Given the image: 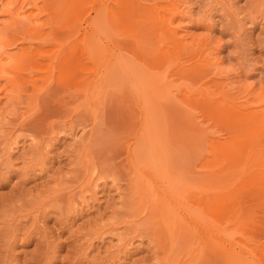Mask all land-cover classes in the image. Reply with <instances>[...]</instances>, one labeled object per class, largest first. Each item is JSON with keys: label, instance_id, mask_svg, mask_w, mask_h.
<instances>
[{"label": "rangeland", "instance_id": "obj_1", "mask_svg": "<svg viewBox=\"0 0 264 264\" xmlns=\"http://www.w3.org/2000/svg\"><path fill=\"white\" fill-rule=\"evenodd\" d=\"M26 1L0 0V264H264V0Z\"/></svg>", "mask_w": 264, "mask_h": 264}, {"label": "bare ground", "instance_id": "obj_2", "mask_svg": "<svg viewBox=\"0 0 264 264\" xmlns=\"http://www.w3.org/2000/svg\"><path fill=\"white\" fill-rule=\"evenodd\" d=\"M12 1H13V0H9V1L7 0V4H10V5H8V8H9V6L11 7V3H10V2H12ZM20 1H21V0H20ZM24 1H25V0H24ZM27 1H28V0H27ZM27 1H26V2H27ZM29 1H30V0H29ZM29 1H28V2H29ZM37 1H38V0H36V3H37ZM100 1H101V0H100ZM104 1H105V0H104ZM106 1H107V0H106ZM122 1H123V0H122ZM122 1H121V2H122ZM15 2H17V0H15ZM15 2H14V3H15ZM26 2H25V3H26ZM28 2H27V3H28ZM32 2H35V1H31L30 3H32ZM64 2H65V1H64ZM17 3H18V2H17ZM20 3H23V4H24L23 1L20 2ZM36 3H34V4L36 5ZM58 3H59V2H58ZM92 3H93V1H92ZM12 4H13V2H12ZM15 4H16V3H15ZM15 4H14V5H15ZM23 4H22V5H19V7L17 6V9H16V11H15V16H19V17L21 18L22 21H27V22L29 21V23H30V22H31V15L29 14L30 10L27 11L28 14L25 13V11L23 10ZM34 4H32L33 7H35ZM17 5H18V4H17ZM91 5H92V4H91ZM91 5H89V6H91ZM96 5H97V4H96ZM15 6H16V5H15ZM37 6H38V5H36L35 8H37ZM43 6H45V5H43ZM43 6H42V7H43ZM58 6H59V5H58ZM45 7H47V5H46ZM5 8H6V7H5ZM5 8H4V9H5ZM11 8H12V7H11ZM15 8H16V7H14V9H15ZM38 8H39V7H38ZM43 8H44V7H43ZM43 8H41L40 10H41V11H42V10H45V8H44V9H43ZM91 8H92V7H91ZM107 8H108L107 3L102 2L101 5L97 8L96 19L99 18V17H101V16L104 14V12L107 10ZM4 9H3V10H4ZM24 9H25V7H24ZM7 10H9V9H7ZM10 10L12 11V9H10ZM34 10H35V9H34ZM38 10H39V9H38ZM38 10H37V11H38ZM40 10H39V11H40ZM32 11H33V10H32ZM68 12H69V11H68ZM10 13H11V12H10ZM12 13H13V12H12ZM36 13L38 14V12H36ZM37 14H35V18H36V15H37ZM100 15H101V16H100ZM11 16H12V15H11ZM39 16H40V15H39ZM88 16H89V15H88ZM97 16H98V17H97ZM37 17H38V16H37ZM33 18H34V16L32 17V19H33ZM15 19H17V18L15 17ZM17 20H18V19H17ZM91 20H92V19H91ZM91 20H90V22L93 23ZM35 21H38V20H35ZM35 21H34V22H35ZM11 22H12V21H11ZM38 22H39V21H38ZM82 22H83V21H82ZM31 23H32V22H31ZM26 24H28V23H26ZM89 24H90V23H89ZM28 25H29V24H28ZM30 26H31V25H30ZM36 26H37V25H36ZM39 26H40V25H39ZM89 26L92 27L91 25H89ZM96 26H97V25L95 24V26H93L92 28L94 29V27L96 28ZM15 27H16V26H15ZM28 27H29V26H28ZM32 27H33V25H32ZM37 27H38V26H37ZM90 29H91V28H90ZM100 30H101V29H100ZM100 30H99V31H100ZM93 31H95V30H93ZM0 35H1V34H0ZM101 35H102V34H101ZM104 35H105V33H104ZM0 37H1V36H0ZM21 38L24 39L23 37H20V39H21ZM20 39H19V40H20ZM20 41H21V40H20ZM106 51H107V50H106ZM16 55H18V54H16ZM16 55H15V56H16ZM15 56L12 55L11 53H7L5 50H1V51H0V64H2V62H6V60H7V62H8V66H9V61H11ZM12 57H13V58H12ZM16 57H17V56H16ZM16 57H15V59H16ZM104 57H105V56H104ZM19 58H21V57L18 56L17 59L19 60ZM107 58H108V57H107ZM104 59H105V58H104ZM8 60H9V61H8ZM108 60H109V59H108ZM116 60H117V59H115V61H116ZM105 61H106V60H105ZM7 62H6V63H7ZM102 62H103V61H102ZM102 64H103V63H102ZM104 64H105V63H104ZM2 66H4V65H2ZM5 66H6V65H5ZM2 68H3V67H2ZM105 73H106V72H105ZM103 75H104V73H103ZM103 75H102V76H103ZM4 76H5V75H3L2 78H3ZM129 77H130V76H129ZM7 78H8V77H5V79H7ZM103 78H104V76H103ZM130 78H131V77H130ZM99 79H100V78H99ZM10 80H11V79H10ZM103 80H104V79H103ZM132 80H133V79H132ZM10 82H11V81H10ZM101 82H102V79H101ZM101 82L99 83V80H98V83H99V84H101ZM133 82H135V81H132V83H133ZM96 84H97V82H96ZM146 84H147V83H146ZM135 85H136V84H135ZM161 85H162V84H161ZM163 86H164V85H163ZM140 90H141V89H140ZM255 114H257V111H251V115H255ZM169 201H170V200H169ZM169 203H170V202H169ZM167 208H170V207L167 206ZM176 209H177V208H176ZM169 210H170V209H169ZM174 210H175V209H174ZM175 211H176V210H175ZM174 215H176V212L174 213ZM177 216H178V215H177ZM172 217H173V216H172ZM184 217H185V216H184ZM186 218H187V217H186ZM169 219H170V218H169ZM185 221H186V220H185ZM170 223H171V222H170ZM170 223H169V224H170ZM172 224H173V219H172ZM177 225H178V224H177ZM241 251H242V250H241ZM241 251L235 252L236 258H242V259H243L244 256L241 254V253H242ZM228 253H229V252H228ZM243 254H245V253L243 252ZM246 255H247V254H246ZM227 256H228V255H227ZM237 256H238V257H237ZM231 257H232V255H231ZM236 258H235V259H236ZM233 259H234V258H233ZM235 259H234V260H235ZM229 260H230V259H229ZM240 260H241V259H240ZM233 264H234V262H233Z\"/></svg>", "mask_w": 264, "mask_h": 264}]
</instances>
